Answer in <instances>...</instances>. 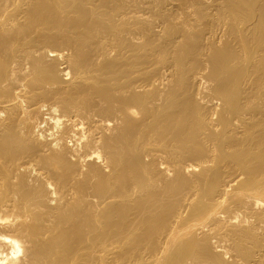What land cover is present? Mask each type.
I'll return each mask as SVG.
<instances>
[{"label":"bare ground","instance_id":"6f19581e","mask_svg":"<svg viewBox=\"0 0 264 264\" xmlns=\"http://www.w3.org/2000/svg\"><path fill=\"white\" fill-rule=\"evenodd\" d=\"M0 264H264V0H0Z\"/></svg>","mask_w":264,"mask_h":264}]
</instances>
